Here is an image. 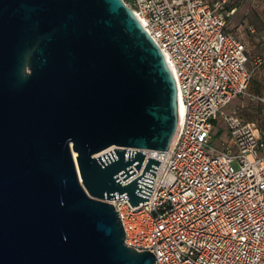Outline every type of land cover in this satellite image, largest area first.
I'll list each match as a JSON object with an SVG mask.
<instances>
[{
	"label": "water",
	"instance_id": "obj_1",
	"mask_svg": "<svg viewBox=\"0 0 264 264\" xmlns=\"http://www.w3.org/2000/svg\"><path fill=\"white\" fill-rule=\"evenodd\" d=\"M178 121L175 76L124 0H0V264H155L108 200H149L161 160L123 181Z\"/></svg>",
	"mask_w": 264,
	"mask_h": 264
},
{
	"label": "built area",
	"instance_id": "obj_2",
	"mask_svg": "<svg viewBox=\"0 0 264 264\" xmlns=\"http://www.w3.org/2000/svg\"><path fill=\"white\" fill-rule=\"evenodd\" d=\"M124 1L163 52L179 97L169 149H140L142 168L123 181L143 174L150 156L161 160L149 200H108L126 244L152 251L155 264H264V129L224 111L253 78L245 42L228 29L229 0ZM253 97L264 104V95ZM221 115L230 141L217 148Z\"/></svg>",
	"mask_w": 264,
	"mask_h": 264
},
{
	"label": "crops",
	"instance_id": "obj_3",
	"mask_svg": "<svg viewBox=\"0 0 264 264\" xmlns=\"http://www.w3.org/2000/svg\"><path fill=\"white\" fill-rule=\"evenodd\" d=\"M227 7L234 10L229 17L228 29L237 33L245 42L249 60L251 58L257 66L252 70L249 93L235 98L225 107L228 112L225 108L224 111L230 114L236 110L242 120L254 122L264 129V104L253 97L264 95V0H229ZM223 131L215 133L214 124L212 138L218 134L221 144L217 146L212 143L213 146L222 148L230 141L228 124Z\"/></svg>",
	"mask_w": 264,
	"mask_h": 264
},
{
	"label": "rangeland",
	"instance_id": "obj_4",
	"mask_svg": "<svg viewBox=\"0 0 264 264\" xmlns=\"http://www.w3.org/2000/svg\"><path fill=\"white\" fill-rule=\"evenodd\" d=\"M249 67L251 68V70H255V66L253 63V60L250 58L249 62H248ZM225 110L228 112V108H225ZM214 124H215V133H218L220 130H222V132H224L223 130L226 128L227 123H226V118L221 115L219 118L214 120ZM212 143L214 145L219 146L221 144V137L217 134L212 138ZM235 165H237V163H235Z\"/></svg>",
	"mask_w": 264,
	"mask_h": 264
},
{
	"label": "bare ground",
	"instance_id": "obj_5",
	"mask_svg": "<svg viewBox=\"0 0 264 264\" xmlns=\"http://www.w3.org/2000/svg\"><path fill=\"white\" fill-rule=\"evenodd\" d=\"M181 111L183 112V106L181 105Z\"/></svg>",
	"mask_w": 264,
	"mask_h": 264
},
{
	"label": "trees",
	"instance_id": "obj_6",
	"mask_svg": "<svg viewBox=\"0 0 264 264\" xmlns=\"http://www.w3.org/2000/svg\"><path fill=\"white\" fill-rule=\"evenodd\" d=\"M237 34V33H236ZM238 35V34H237ZM239 36V35H238ZM240 37V36H239ZM241 38V37H240ZM253 79V78H252ZM252 82V81H251ZM250 87V86H249Z\"/></svg>",
	"mask_w": 264,
	"mask_h": 264
}]
</instances>
